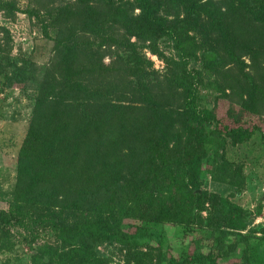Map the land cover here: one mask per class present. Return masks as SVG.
Instances as JSON below:
<instances>
[{
  "label": "trees",
  "instance_id": "trees-1",
  "mask_svg": "<svg viewBox=\"0 0 264 264\" xmlns=\"http://www.w3.org/2000/svg\"><path fill=\"white\" fill-rule=\"evenodd\" d=\"M60 3L15 182L0 209V254L13 251L17 227L29 245L41 232L52 239L32 247L29 264L262 263L239 234L247 211L200 186L206 173L225 174L228 145L258 133L264 147V0ZM15 11V0H0V12ZM38 11L26 10L36 19ZM9 43L0 27V86L24 74ZM145 52L162 60L161 73ZM204 80L217 95L212 109L199 105ZM218 100L228 103L224 114L215 113ZM241 183L229 186L238 193ZM164 225L210 245L174 256ZM249 233L264 240V225ZM229 236L243 244L236 255L229 256ZM98 247H111L120 261Z\"/></svg>",
  "mask_w": 264,
  "mask_h": 264
},
{
  "label": "rangeland",
  "instance_id": "rangeland-1",
  "mask_svg": "<svg viewBox=\"0 0 264 264\" xmlns=\"http://www.w3.org/2000/svg\"><path fill=\"white\" fill-rule=\"evenodd\" d=\"M16 8L9 17L0 12V27L7 31L10 39L9 57L14 60L16 66L24 62V74L17 77L18 84L12 82L10 85L0 86V209H7V202L10 199V192L15 182V160L20 144L25 136L28 127V121L32 109L33 97L37 87L46 70L51 57L52 38L54 37L58 9L62 6L61 0H52L47 6L42 8L34 5V0H15ZM47 6V7H46ZM39 8V17H33L26 10ZM50 8V11L46 9ZM40 19H44L41 21ZM43 26L44 29H43ZM47 26V27H46ZM46 31V35H44ZM165 55L171 54L165 50ZM145 58L150 60L154 71L161 73L164 70L162 60L144 53ZM106 62V60H104ZM199 66L198 63L195 65ZM213 79L210 76L209 83ZM209 83L204 80L202 86L198 88L200 97L199 105L212 109L213 97L216 93L210 88ZM228 109L226 101L218 100L215 106V113L224 114ZM245 117L242 121L249 120ZM264 127V120L259 121ZM225 159L228 161V167L225 174L215 173L213 175L206 173L203 175V184L200 190L219 194L235 203L249 214V225L245 230L239 232L244 237V245L250 251L253 250V257H256L260 264H264V240L259 233H249V229L264 225V147L260 141V135L255 133L248 142L237 145L227 146ZM238 169L239 176L229 178V170ZM233 179L242 181L239 192L235 193L236 188L229 186ZM205 217V212L200 213ZM161 228V227H160ZM167 243L176 253L184 252L188 255L200 252L201 247L208 248L210 241L205 238L197 240V232L190 236L182 238L176 234V228L169 225L162 226ZM10 233L13 237V251L8 254H0V264H29V255L32 253V247L38 246L45 241L52 242L51 237L45 232H41L36 241L29 245L23 239L28 237L25 232L17 227H12ZM227 244L232 246L233 252L229 256L236 255L242 248L240 238L229 236ZM196 242V243H195ZM97 250L106 254L112 262L120 261L121 256L111 247H98ZM255 250V251H254ZM205 253L206 250L201 251ZM258 252V253H257ZM249 253V252H248ZM223 264V263H221ZM229 264V263H225Z\"/></svg>",
  "mask_w": 264,
  "mask_h": 264
}]
</instances>
